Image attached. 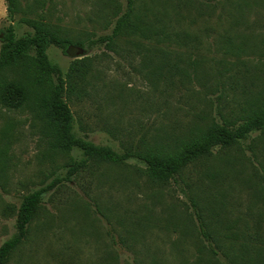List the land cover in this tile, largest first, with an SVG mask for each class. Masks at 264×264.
I'll list each match as a JSON object with an SVG mask.
<instances>
[{
    "label": "rangeland",
    "instance_id": "obj_1",
    "mask_svg": "<svg viewBox=\"0 0 264 264\" xmlns=\"http://www.w3.org/2000/svg\"><path fill=\"white\" fill-rule=\"evenodd\" d=\"M125 8L126 0H19L13 24L17 35L28 29L18 19L25 12L60 35L84 40L109 33ZM136 8L151 29L147 39L124 35L115 41L117 52L96 44L86 54L92 59L88 92L70 102L77 135L118 151L170 140L174 148L202 123L236 119L264 97V0H139ZM163 13L197 40L192 47H170V62L196 77L171 95L163 92ZM5 19L0 0V25ZM85 52L47 49L63 72ZM31 123L27 111H0V134L6 130L7 137L0 244L15 230L14 215L2 213L5 204L18 205L19 195L63 175L66 163L80 156L77 150L48 156ZM144 167L135 158L91 163L71 182L58 183L44 195L8 264H178L184 251L203 246L189 198L207 229L229 236L243 256L247 233L264 235V135L215 148L183 173L187 186L153 183Z\"/></svg>",
    "mask_w": 264,
    "mask_h": 264
},
{
    "label": "trees",
    "instance_id": "obj_2",
    "mask_svg": "<svg viewBox=\"0 0 264 264\" xmlns=\"http://www.w3.org/2000/svg\"><path fill=\"white\" fill-rule=\"evenodd\" d=\"M4 1L6 19L0 25V111H27L32 119L31 127L38 132V141L44 145L48 156L72 150H77L80 156L66 163L67 171L63 175L19 195L18 205L5 204L2 213L14 215L15 230L0 244V264H8L13 252L25 239L44 195L62 181L71 182L91 163L124 164L126 160L135 158L144 163V174L151 182L163 185L180 180L184 184L183 173L209 157L215 148L231 147L254 132L264 135V97L248 103L236 119H212L202 123L195 132L176 140L174 148H169L170 140L164 145L154 142L118 151L110 145L94 143L86 133L77 135L70 102L80 100L88 92L92 59L86 54L96 44L117 52L115 41L124 35L148 38L151 29L145 17L138 13L136 4L139 0H126L125 10L116 17L109 33L84 40L60 35L56 26L42 17H28L25 12L18 19L28 29L17 35L13 21L19 13V0ZM172 19L168 13H163V92L168 95H171L173 87H179L190 79L196 80L194 73L181 72L180 67L169 60L170 47H192L193 42H197L194 33L178 29ZM53 46L63 54H69L71 47L86 52L82 57L73 58L63 72L48 57L47 49ZM6 139V130H2L0 172L6 163ZM1 188L6 190L3 186ZM179 189L184 192L182 187ZM189 201L203 246L194 251L196 253L187 255L185 251L183 254L180 252L182 259L178 264H264V247L259 245L264 244V235L248 232L243 256L240 250L232 249L229 236L213 234L207 229L198 204L193 199L189 198ZM259 226L257 219L253 227L258 231ZM255 241L257 246L253 244ZM189 255H193V259L190 260Z\"/></svg>",
    "mask_w": 264,
    "mask_h": 264
}]
</instances>
